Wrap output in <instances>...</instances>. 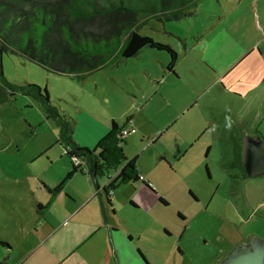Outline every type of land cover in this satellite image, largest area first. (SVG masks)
<instances>
[{"label": "rangeland", "instance_id": "obj_1", "mask_svg": "<svg viewBox=\"0 0 264 264\" xmlns=\"http://www.w3.org/2000/svg\"><path fill=\"white\" fill-rule=\"evenodd\" d=\"M195 11L177 21L148 19L139 29L175 48L177 59L171 71H166L169 53L155 48H142L136 56L115 60L83 78L55 74L23 56L2 53V76L10 87L0 81L1 230L5 231L3 223L15 225L14 217L23 212L18 200L41 186V176L70 162L57 142L60 120L47 110L49 106L73 126V139L89 148L93 121L121 122L132 115L126 125L130 130L124 154L127 158L139 154L136 165L148 176L141 174L157 188V199L162 196L168 202L162 208L160 204L152 225L145 210L135 211L138 226L144 227L138 243L153 263L215 264L237 244L234 237L240 231L264 239V174L247 177L245 182L231 177L229 128L212 118L217 107L209 109L205 104L218 88L202 96L209 73L204 53L211 54L207 41L222 42L223 29L227 37L246 43L255 36L249 0H201ZM26 83L38 86L41 93L46 88L49 105L11 87ZM55 157L60 159L52 163ZM208 167L212 176L206 173ZM132 192L124 183L115 204L119 209L121 205L115 218H121V226L130 231ZM136 244L135 240L127 243L122 264H135ZM2 250L0 246V254Z\"/></svg>", "mask_w": 264, "mask_h": 264}, {"label": "crops", "instance_id": "obj_2", "mask_svg": "<svg viewBox=\"0 0 264 264\" xmlns=\"http://www.w3.org/2000/svg\"><path fill=\"white\" fill-rule=\"evenodd\" d=\"M234 5L232 2V6ZM249 7L255 31L251 43L242 42L231 35L227 37L228 32L223 29L221 35L225 34V37L222 42L213 38L205 44L206 50L210 49L208 51L211 54L206 51L204 53L209 73L205 75L207 87L202 96L212 92L214 87L218 88L217 95L207 96L205 104L209 109L216 106L212 118L221 125L227 124L230 151L233 143L242 141L244 133L260 135L264 140V0H249ZM231 97L237 101L230 102ZM111 119L92 122L89 132L93 146L108 131ZM125 128L128 129L126 126ZM77 142L82 146L89 145L79 140ZM138 155H135L136 160ZM59 159L51 158V162H58ZM70 167V162H66L52 174L46 171L41 176V186L36 190L29 189L30 197L18 200L19 211H23L18 214L20 220L17 216L14 217L13 227H9L7 223L1 224L5 231L0 229V241L8 243V246L0 244L3 249L0 264H122V256L127 251L126 245L131 240H135L136 247L138 246L135 264H155L144 254L138 243L144 227L138 226V213L135 212L145 210L151 225L158 218L161 204L159 199L162 196L157 199L158 190L147 179V171L138 168L143 180L149 183L152 190L141 181V185L136 183L138 181L125 183L133 189L128 196L134 222L130 231L123 224L121 226V218H115L121 210V205L119 209L115 204L123 184L112 192L111 204L107 203L102 189L109 177H114L116 172L95 181L87 173L76 171L65 180L59 191H52L64 179ZM206 170L208 176H212L210 168ZM141 171L147 176H143ZM46 203L45 209L38 207ZM165 203L161 208L168 205V202ZM181 214L186 219V215ZM165 233L169 234L167 230Z\"/></svg>", "mask_w": 264, "mask_h": 264}, {"label": "trees", "instance_id": "obj_3", "mask_svg": "<svg viewBox=\"0 0 264 264\" xmlns=\"http://www.w3.org/2000/svg\"><path fill=\"white\" fill-rule=\"evenodd\" d=\"M199 2L0 0V81L8 84L2 76V53L23 56L55 74L83 78L115 60L136 56L142 48H155L169 53L170 61L166 69L171 71L177 59L175 48L139 33V29L148 19L167 22L195 15ZM11 87L26 96L49 103L46 88L41 93L40 88L31 83ZM47 110H51L60 120L57 142L71 164L69 172L52 191H59L65 180L76 171L85 172L96 181L108 176L111 170L116 172L115 176L109 177L102 187L108 204H111L112 192L127 182L141 181L152 190L140 175L136 165L137 156L127 158L123 151L126 134L121 135L120 131L130 122L132 115H127L121 123L111 119L108 131L89 148L73 139V126L63 116L49 106ZM160 202L166 204L162 198ZM47 204L38 207L42 210ZM0 244L8 246L6 242Z\"/></svg>", "mask_w": 264, "mask_h": 264}, {"label": "water", "instance_id": "obj_4", "mask_svg": "<svg viewBox=\"0 0 264 264\" xmlns=\"http://www.w3.org/2000/svg\"><path fill=\"white\" fill-rule=\"evenodd\" d=\"M241 155L248 176L264 174V140L260 135L243 134ZM215 264H264V239L253 234L248 241L235 244Z\"/></svg>", "mask_w": 264, "mask_h": 264}, {"label": "flooded vegetation", "instance_id": "obj_5", "mask_svg": "<svg viewBox=\"0 0 264 264\" xmlns=\"http://www.w3.org/2000/svg\"><path fill=\"white\" fill-rule=\"evenodd\" d=\"M241 145H242L241 140L238 144H237V142L233 143V147L231 150V156H230V159L228 160L227 163H228V168H229L231 177H236V180L245 182V179L247 177H252V176L247 175L246 170L243 166L242 155H241ZM237 147H238L239 153L237 152L238 151ZM191 196H192V194H191ZM178 215L182 218L181 213H178ZM252 235H253V232H248V233L245 232L244 233V232L240 231L239 233H237V235H235L234 238H235V240H238V242H237V244H238V243H241L244 241H248Z\"/></svg>", "mask_w": 264, "mask_h": 264}, {"label": "built area", "instance_id": "obj_6", "mask_svg": "<svg viewBox=\"0 0 264 264\" xmlns=\"http://www.w3.org/2000/svg\"><path fill=\"white\" fill-rule=\"evenodd\" d=\"M120 132H121V135H125V134H127L128 129L124 128Z\"/></svg>", "mask_w": 264, "mask_h": 264}]
</instances>
